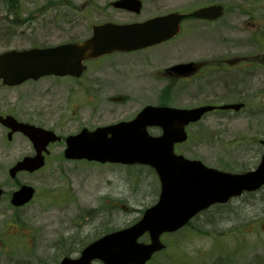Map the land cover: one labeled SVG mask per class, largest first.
<instances>
[{
    "label": "rangeland",
    "instance_id": "obj_1",
    "mask_svg": "<svg viewBox=\"0 0 264 264\" xmlns=\"http://www.w3.org/2000/svg\"><path fill=\"white\" fill-rule=\"evenodd\" d=\"M5 1L0 0V53L84 39L91 35L92 23L105 22L110 14L112 19L126 22L222 3V19L214 24L185 23L177 38L152 51L156 65L136 69L131 85L121 87L110 80L117 73L122 76L119 59L106 63L107 68L112 67L109 72L101 67L106 80L101 77L102 93L94 100L87 99L80 81L71 78H43L12 89L0 84V115L11 114L20 121L70 135L92 123L94 107L102 110L96 124L104 126L126 119L146 105L158 104L166 83L161 76L155 80L150 75L178 63L181 57L187 61L240 58L242 64L238 68L215 72L197 80L194 87L178 84L180 93L169 102L174 107L238 102L246 106L240 112L205 116L188 129L189 142L177 150L228 172L250 170L260 161L259 140H264V0H143L145 7L140 17L111 12L106 3L114 0H19L15 10ZM94 3V11L88 9ZM142 79L145 82L137 85L136 80ZM148 79L150 83L146 82ZM122 82L117 78V83ZM116 92L130 99L126 106L109 101ZM152 133L160 134L158 130ZM5 139L0 130V187L10 193L17 186L8 170L29 153V142L21 135H16L11 143ZM54 150L44 171L17 177L18 183L34 187L43 197L30 207L36 218L33 224H14L8 201L0 203V264H53L55 253H47L52 251V243L76 235L89 242L108 231L123 229L139 221L143 211L158 199L160 185L150 167L69 163L61 156L63 148L58 145ZM68 189L79 191L84 204L80 222L75 210L69 211L61 203L55 205L44 198L50 191ZM110 199L116 208L114 203L107 204ZM92 206L101 209L90 212ZM71 214L75 218L69 220ZM191 224V230L167 237L166 253L156 255L153 264H264V188L214 207ZM27 236L33 238L30 251L26 249Z\"/></svg>",
    "mask_w": 264,
    "mask_h": 264
},
{
    "label": "water",
    "instance_id": "obj_2",
    "mask_svg": "<svg viewBox=\"0 0 264 264\" xmlns=\"http://www.w3.org/2000/svg\"><path fill=\"white\" fill-rule=\"evenodd\" d=\"M117 6L139 13L141 4L138 0H121ZM222 10L221 6H211L190 15L172 14L141 24H105L96 27L93 36L83 43L9 51L0 55V79L4 85L17 86L50 75L79 76L86 59L160 44L178 33L182 20L206 18L209 15L216 18L222 14ZM227 108L239 110L241 106L222 107ZM212 110L213 107L189 111L149 108L133 123L135 125L120 124L92 133L83 131L68 139L67 158L151 165L160 176L162 194L159 203L148 209L137 224L94 242L86 248L77 263L65 259L62 264H91L94 259L104 264H145L155 252L164 248L160 242L163 233L179 230L191 217L213 203L226 202L233 196L258 190L264 185V156L255 172L232 175L207 170L199 162L184 161L182 157L174 155V144L185 139L184 126ZM180 121L181 125L178 126ZM7 124L29 136L39 152L37 157L26 158L12 168L11 177L14 178L19 171L33 172L43 166L40 152L50 140H55L53 134L26 124H17L11 117H8ZM148 124L161 125L165 128V134L160 138L149 137L144 130ZM181 160L186 165H192L191 169L179 166ZM2 193L0 189V199ZM33 194L32 187L23 186L14 194L13 204L23 205L31 200ZM147 232L151 236V243H139V238Z\"/></svg>",
    "mask_w": 264,
    "mask_h": 264
},
{
    "label": "flooded vegetation",
    "instance_id": "obj_3",
    "mask_svg": "<svg viewBox=\"0 0 264 264\" xmlns=\"http://www.w3.org/2000/svg\"><path fill=\"white\" fill-rule=\"evenodd\" d=\"M115 1H117V0L109 1L108 3H106L107 8L112 9L111 12L126 13L127 15H131V13H129V12H126V11L124 12L123 10L116 9L113 6V3ZM141 1L143 3V7H145V1H143V0H141ZM88 9H92L94 11L95 3L91 4ZM97 11H98L99 15L102 14V8L100 7V5L97 6ZM83 12H85V11H83ZM109 17H110V19H109ZM111 17H112L111 14L109 16H107V19H108L107 21L114 20ZM201 22L202 23L203 22L210 23L209 21H201ZM160 46H162V45L150 47V48H147L144 50H139V51L130 52V53H116V54H112L109 56L101 57L97 60L87 61L86 62V67H87L86 71L83 74L84 76H82L80 78V82H79V86L82 90V93L84 94V96L87 99H90V100L98 99L97 94L102 93V87H103V81L101 80V77L104 80H106V77L104 75L105 72L101 67L107 69L108 72L111 71L112 70L111 65L108 66V68H107L106 63L109 62L110 60H114V59H119L118 65H123V66L121 68L122 76L118 75V73H117L113 77H111L110 80H111L112 84H120L121 87L131 85V83H132L131 79L134 78L133 74L136 72L137 68L156 65L158 63L157 59H155L152 56L153 54H155L152 51L154 49H156L157 47H160ZM194 56H196L195 50L193 51V57ZM214 62H216L215 65H214ZM189 63H191L192 66H190L188 68L180 69L178 71H171L169 69L170 67H164L163 69H160L157 72L152 71L153 73L150 76L153 77V79L157 80L156 77L161 76L160 79H163V81H165V83H166L163 86V89L160 93L159 99L179 95L180 90H179L178 84H185L186 86L191 88V85H193V87L195 86V83L197 80L203 79L206 76L209 77L214 72H224V71L228 72L230 67L238 68L240 66V64L242 63V60H240V58L239 59L236 58L235 60H229L226 58H221V59H218V61L217 60H215V61L214 60H209V61L189 60V61H187L185 57H181L179 59V62L176 63V65L189 64ZM215 67L217 69H214ZM123 74H127V76H125ZM147 74H149V73H147ZM117 78H121L124 82L117 83ZM143 82H145V79L136 80V83L139 86H141ZM146 82L150 83L149 79ZM134 91H135V89L133 90V92ZM109 101L113 104H116V102L118 101L122 105L121 107H124L130 101V99L123 97L122 95L119 94V92H116L113 96L110 97ZM160 104H164V103L158 102V104H156V105H160ZM131 110H133V109L131 108ZM101 111H102L101 109L94 107L93 111H92V120H91L92 123L88 124L87 127L86 126L82 127V129L87 128L89 130H94L98 127H101V125L96 124V122H95V119L100 115ZM120 111H122V109H120ZM139 112H137L135 114L132 113L126 119L113 121L111 123L110 122L104 123V126L115 125V124L122 123V122L123 123L130 122L134 118H136V116L139 114ZM6 115H8V114H6ZM0 130L4 133V136H6L5 140L9 143L14 141L16 135L23 136L20 133H11V130L7 129L1 123H0ZM50 130L54 131L56 134L59 133L58 132L59 129H53L52 128ZM58 135H60V134H58ZM67 136H69V135H60L62 140L49 144L46 152H44V154L42 153L43 155H45V166L39 172L44 171L48 167L49 159L55 151L54 148L57 147L58 145L61 148H63V152H62L61 156H64V151H65L66 146H67L65 139ZM28 142H29V151H28L29 153L27 155H25L24 157H21L19 160H17L14 163L21 161L25 157H31V156H34L36 154V151L34 149V145L31 143V141L28 140ZM189 159H195V158L189 157ZM64 160L67 162H75V161L66 160V159H64ZM39 172H36L33 174L21 172L18 175H36ZM13 182L15 183L17 188L10 193H8L6 190L3 189L4 192L2 195L1 202H3L4 200L8 201L9 208L12 209L13 218H15V221H13L14 224H16V223L33 224V222L35 221L36 218L31 213L32 208H30V207L34 204V202L36 200H38L42 196L38 195V193L36 192L33 199L29 203H26L22 206H15L12 204L13 193L16 190H18L20 188V186L23 184L18 183L17 179H15ZM79 196H80L79 191H74V190L68 189L66 191H50V192L46 193L44 198L51 201L52 204H55V205L61 203L64 206V208H66L69 211L75 210L77 212V220L80 222L81 217L84 216V211H83L84 204L82 203ZM113 203L114 202L111 199L109 200V202H107L108 205H113ZM114 204H115V208H116L117 207L116 203H114ZM55 205H52V206H55ZM80 207H82V209ZM92 207L93 208L90 209L91 210L90 212L96 213V211L101 209V208H99V209L94 208V206H92ZM111 211L112 210H110V213H111ZM17 213L21 214V217L16 216ZM68 217H69V220L71 218H75L73 214H71ZM95 218H96V215H95L94 219ZM191 223H192V221L189 222L181 230V231H183L182 233L191 230V228L193 227V224H191ZM19 226H21V225H19ZM181 231H179V233ZM173 235H175V234H173ZM29 236H27L25 238V244H26V249L30 251V248H32V239L33 238H29ZM171 236H172V234H166L163 237L165 238V237H171ZM100 237H102V234L100 236H98L97 238L93 239L92 241L87 242L85 239L83 240L82 237L77 236V235L76 236H67L64 238L65 240H63V241L61 240L59 242L52 243L50 246V249L52 251H47V253H49V252L55 253L53 264H60L62 262V260H64V259H69L73 263H77L76 260H80L85 249L91 243H93L95 240L99 239ZM144 239H146L145 242H149L148 236H145ZM163 242H164L165 247H166L165 250L162 252L164 254V253H166V250L168 249L169 243L166 241H163ZM36 251H37V248H36V246H34L33 247V253H35ZM155 256H156V254L153 256V258L147 264H153ZM93 264H102V263L99 261H94Z\"/></svg>",
    "mask_w": 264,
    "mask_h": 264
}]
</instances>
